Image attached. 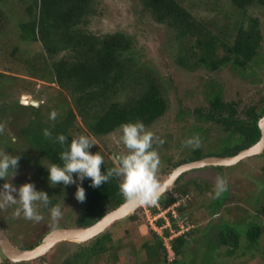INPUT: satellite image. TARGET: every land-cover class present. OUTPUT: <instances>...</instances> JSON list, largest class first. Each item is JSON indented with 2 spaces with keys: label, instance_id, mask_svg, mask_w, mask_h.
<instances>
[{
  "label": "rangeland",
  "instance_id": "374dc122",
  "mask_svg": "<svg viewBox=\"0 0 264 264\" xmlns=\"http://www.w3.org/2000/svg\"><path fill=\"white\" fill-rule=\"evenodd\" d=\"M179 1L192 10L197 18L218 25L231 20L234 15L228 0ZM98 6V15L94 16L90 24L91 30L131 34L135 38L137 58L144 64V69L147 67L153 70L166 101L165 112L151 123L144 124L146 130L153 132V148L160 156L158 178L164 182L176 163L190 153L193 147L184 144V141L193 135L199 136L200 144L195 148H200L203 153L222 150L229 141L232 145L233 134L216 122L200 117L198 110L209 106V99L215 90L221 92L224 100L237 103L239 116H244L249 106L261 108L264 104V39L259 57L254 63V75H245L231 65L215 71L198 65L186 69L174 60L178 42L172 29L155 22L139 0H99ZM250 11L259 17L264 35V5ZM20 20V17L16 18L14 24ZM13 26L12 23L5 24L0 20V71L14 76L10 79L0 78V105L3 107L0 115V153L18 155L19 161L16 174L11 177L9 173L7 178H0V186L6 179L17 186L32 182L38 190L48 193L50 201L53 200L48 208L35 202L42 216L41 220L35 221L26 219L23 213L15 215L19 205L5 203L3 194H0V227L16 246L27 248L40 244L43 237L54 228L78 227L75 220L79 201L75 198V191L81 181L52 186L45 166L49 164L45 160L36 162V150L22 138L20 128L31 117L38 115L50 119L52 111L57 116L62 112L60 108L65 104L68 106V103L55 82L31 75L28 65L19 58V53L17 57H10L9 49L18 37V30ZM23 45L25 49L29 48L31 54L39 52L37 45L28 42ZM23 96L39 101V104H34L38 106L39 113L32 112L29 107L32 103L23 100ZM67 96L70 99V94ZM126 96L123 94L118 98L125 100ZM82 127L81 118L78 117L73 136L84 134L93 138L96 145L90 151H98L104 160H112L114 154L127 151L120 139L121 128L109 134L94 135ZM158 140H163V143H158ZM221 166L206 165L183 171L178 181L161 196L166 198L181 190L183 196L174 203L167 207L159 201L155 205H139L131 212L137 218L130 220L128 216L116 219L103 231L112 235L111 250L92 255L86 264H165L163 253L155 245L157 236H162L164 240L168 261L178 257L183 264H208L216 259L223 264H264L261 257L254 259L249 255H224L226 247L220 242V229L225 228L226 223H236L241 232L246 231L249 221L233 222L240 214L248 211L257 217L262 216L258 213L264 205V151L244 157L234 164ZM217 177H223L227 182L226 190L219 196L215 194L214 188ZM52 205L61 208L62 214L56 220L50 216L49 208ZM177 206H183L181 213ZM173 209L177 218L176 225L168 215ZM160 217L165 219L158 224L157 219ZM183 234L186 235L185 243L177 256L171 240ZM97 236L82 242H59L45 254L21 260L19 264H64L75 252L93 245ZM262 240L264 244V235ZM218 252L223 255H218ZM9 261L0 247V264H9ZM76 264H85V261L79 260Z\"/></svg>",
  "mask_w": 264,
  "mask_h": 264
},
{
  "label": "trees",
  "instance_id": "16d2710c",
  "mask_svg": "<svg viewBox=\"0 0 264 264\" xmlns=\"http://www.w3.org/2000/svg\"><path fill=\"white\" fill-rule=\"evenodd\" d=\"M228 1L233 18L218 25L197 18L179 0H139L155 22L172 29L178 42L174 60L180 66L189 69L198 65L215 71L231 65L245 75H254V63L261 52L264 35L259 17L252 15L250 10L264 5V0ZM98 4L99 0H0V20L5 24L12 23L13 28L18 30L16 43H10V57H17L19 53V58L28 65L31 75L55 82L68 103V106L65 104L60 108L62 112L55 119L35 115L20 128L24 142L37 152L36 162L45 160L48 164L61 163L59 153L66 144L62 146L56 136L63 133L70 142L78 117L88 133L105 135L120 128L123 123L141 121L149 124L166 110L167 104L153 70L144 69V64L136 56L135 38L123 31L91 30V21L98 15ZM18 17L21 20L14 24ZM27 42L39 46V52L29 53V48L23 47ZM13 77L0 71L1 80ZM123 94H127L125 100L118 98ZM29 107L33 113H39L38 106ZM198 111L200 117L216 122L233 134L234 143L231 145L229 141L222 150L216 152L203 153L200 148H193L176 166L208 155H233L260 138L258 120L264 115V104L259 109L249 106L244 116H239L237 103L224 100L221 92L215 90L209 99V106ZM45 128L51 132L50 137L43 135ZM111 167L113 161L104 160L101 170ZM81 183L86 198L79 202L75 220L78 227L93 224L125 201L116 176L99 187H92L87 178ZM180 191L162 197L159 203L166 207L171 205L183 196ZM182 207L177 206L180 213ZM258 214L262 216L257 217L246 211L233 221L250 222L245 227L246 231H242L244 235L236 223H226L225 228L220 229V242L226 247L224 255H249L254 259H264V244L261 243L264 235V205ZM168 215L176 225L177 218L173 212H168ZM134 218H137L134 214L128 217L130 220ZM163 221V217L157 219L158 224ZM185 237L183 234L171 240L177 256L185 243ZM111 241V233L103 232L95 238L93 245L75 252L74 258L66 259L64 264H76L79 260H84L86 264L92 255L111 250ZM155 245L164 255L163 263L183 264L178 257L168 261L162 236H157ZM218 255L223 253L218 252ZM208 264L223 262L216 259Z\"/></svg>",
  "mask_w": 264,
  "mask_h": 264
},
{
  "label": "clouds",
  "instance_id": "9594fccd",
  "mask_svg": "<svg viewBox=\"0 0 264 264\" xmlns=\"http://www.w3.org/2000/svg\"><path fill=\"white\" fill-rule=\"evenodd\" d=\"M50 117L55 119L56 112L52 111ZM120 128L122 132L120 139L127 151L114 154L112 156L113 167L104 171L101 170L104 157L98 151H90L91 147L96 145L93 138L81 134L72 136L69 142L65 134H58L56 140L62 146L66 144V147L59 153L60 164L45 165L48 169L49 183L52 186L58 183L69 185L76 183L77 180L83 182L87 178L90 179L92 187H99L101 183H107L111 177L116 176L119 178L118 187L125 203L133 206L157 204L165 192V184L157 176L160 156L153 148L154 134L146 130L141 121L123 123ZM43 135L50 137L51 132L45 128ZM157 142L163 143V140ZM184 144L193 148L198 147L199 136L193 135L187 138ZM18 161V155L0 153V178H7L9 173L13 177L16 174ZM214 188L215 194L219 196L227 188L226 180L223 177H217ZM0 194H3L5 203L19 205L15 209V215L23 213L24 217L30 220L39 221L42 219L35 202H39V205L45 208L50 205L48 193L38 190L32 182H25L17 186L6 179L0 186ZM75 198L79 202H83L86 198L82 183L77 185ZM49 212L53 220L62 214L59 205H52Z\"/></svg>",
  "mask_w": 264,
  "mask_h": 264
},
{
  "label": "water",
  "instance_id": "95a60500",
  "mask_svg": "<svg viewBox=\"0 0 264 264\" xmlns=\"http://www.w3.org/2000/svg\"><path fill=\"white\" fill-rule=\"evenodd\" d=\"M22 98L23 100L30 101L32 104L39 103L38 100H33L27 96H23ZM259 127L261 130L260 138L254 144L241 149L236 154L225 156L208 155L176 166L169 177L164 181L165 192L175 184L180 174L185 170L206 165H230L238 162L244 157L262 152L264 150V115L259 119ZM138 206L139 205H130L124 201L116 208L109 210L99 220L89 226L54 228L43 237V241L38 246L30 249L16 246L6 234L5 230L0 227V247L3 254L12 261L32 259L45 254L59 242L65 240L82 242L93 238L103 232L105 228L116 219L128 217Z\"/></svg>",
  "mask_w": 264,
  "mask_h": 264
},
{
  "label": "flooded vegetation",
  "instance_id": "af4514ba",
  "mask_svg": "<svg viewBox=\"0 0 264 264\" xmlns=\"http://www.w3.org/2000/svg\"><path fill=\"white\" fill-rule=\"evenodd\" d=\"M21 102V101H20ZM39 104V103H38ZM27 105H29V104H27ZM31 105H33L34 106V104H31ZM0 113H1V105H0ZM264 151V150H263ZM12 241V240H11ZM13 242V241H12ZM39 244H37V245H33V246H30V247H32V248H35L36 246H38ZM30 247H27L28 249H30ZM23 248V247H22ZM34 258H36V257H34ZM34 258H32V259H34ZM10 261V263L9 264H11V263H16V264H19V261H21V260H19V261H12L11 259H9Z\"/></svg>",
  "mask_w": 264,
  "mask_h": 264
},
{
  "label": "built area",
  "instance_id": "2783aa9c",
  "mask_svg": "<svg viewBox=\"0 0 264 264\" xmlns=\"http://www.w3.org/2000/svg\"><path fill=\"white\" fill-rule=\"evenodd\" d=\"M175 209L172 210V212H174ZM174 214V213H173ZM175 215V214H174Z\"/></svg>",
  "mask_w": 264,
  "mask_h": 264
}]
</instances>
